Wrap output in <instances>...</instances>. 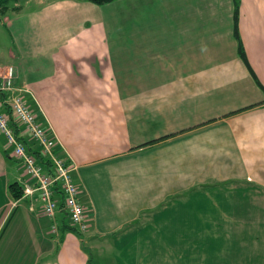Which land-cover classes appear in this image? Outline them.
I'll return each instance as SVG.
<instances>
[{
  "label": "crops",
  "instance_id": "0c3cea01",
  "mask_svg": "<svg viewBox=\"0 0 264 264\" xmlns=\"http://www.w3.org/2000/svg\"><path fill=\"white\" fill-rule=\"evenodd\" d=\"M17 4L0 61L88 226L44 216L37 193L11 210L8 184L32 180L0 135V264H264V0H238L236 22L235 0Z\"/></svg>",
  "mask_w": 264,
  "mask_h": 264
},
{
  "label": "built area",
  "instance_id": "2783aa9c",
  "mask_svg": "<svg viewBox=\"0 0 264 264\" xmlns=\"http://www.w3.org/2000/svg\"><path fill=\"white\" fill-rule=\"evenodd\" d=\"M14 76L12 65H0V134L3 135L5 144L11 148L13 155L21 160L28 180H32V183L24 184L23 193L31 195L37 191L41 214L54 218L59 207L56 193L60 191L62 195L60 209L67 214L71 225L84 232L88 226L87 216L79 200L78 186L70 175V168L64 159L53 154L54 139L48 136L47 129L27 105L22 89L13 85ZM13 123L21 126L23 132H28L31 138L37 141L41 153L50 157L51 172L37 164L32 153L26 150ZM56 228L55 222L52 231Z\"/></svg>",
  "mask_w": 264,
  "mask_h": 264
},
{
  "label": "trees",
  "instance_id": "16d2710c",
  "mask_svg": "<svg viewBox=\"0 0 264 264\" xmlns=\"http://www.w3.org/2000/svg\"><path fill=\"white\" fill-rule=\"evenodd\" d=\"M19 1L20 0H0V19L2 17H4L9 12H17L20 9L19 5L17 4V2H19ZM87 1H90L94 4H104V3L110 2L112 0H87ZM237 14H238V0H235V11H234L235 22L237 21ZM234 31H235L236 38H239L238 33H237V24L236 23H235ZM238 52L241 56H244V50H243L240 39L238 40ZM13 69H14V73H15V67L14 66H13ZM13 126L16 130L17 135H19V133L21 132V129L17 125H15L14 123H13ZM19 138L24 143L26 150L28 152L32 153L37 164L42 166V168H44L45 170L51 172V170H52L51 159L48 156L41 153L39 146L36 145L37 143L35 142L36 143L35 144L33 142L34 143L33 145H29L28 139H31V138L27 133L20 134ZM8 189H9L8 191H9V195L11 198L18 199L21 197V195H22V184H20L18 181H13V182L9 183ZM57 193H59V191H57ZM8 217H7V219H8ZM67 228L77 231L72 226H69Z\"/></svg>",
  "mask_w": 264,
  "mask_h": 264
},
{
  "label": "rangeland",
  "instance_id": "374dc122",
  "mask_svg": "<svg viewBox=\"0 0 264 264\" xmlns=\"http://www.w3.org/2000/svg\"><path fill=\"white\" fill-rule=\"evenodd\" d=\"M3 28V27H2ZM2 28H0V56H2V57H4V58H6L7 57V54H5V52H7L8 51V48L10 47V46H12L13 44V42L12 41H10V37H9V35H8V31L7 30H5V29H2ZM3 35V36H2ZM11 51V50H10ZM14 51V50H13ZM15 52V51H14ZM15 56H16V54H15ZM1 63V65H6L7 63H4V61H0ZM13 62V61H12ZM12 62H10V63H12ZM13 64V63H12ZM22 204H24V202H22ZM17 213V212H16ZM15 219L17 220L18 218H17V216H14V218L12 219V221H11V223H10V225L8 226V229L6 230L7 232H9V234L7 233V237L6 236H4V240H5V242L2 244V248L4 249V248H6V249H11V250H13V251H18V252H13V255L12 256H10V259H12V260H16V259H18L19 258V256L18 255H20L21 254V252L20 251H22L23 250V248L25 247V244L28 242L27 240H23L22 238H21V233H22V231L21 232H19V231H16L15 229H14V227L16 226V224H17V222H15ZM16 234V238H13V239H11V235H15ZM8 238V239H7ZM87 244H89V242H87ZM86 249L87 250H89V248L88 247H86ZM89 253H90V255H91V257H92V261H91V264H95V261H96V259H97V256H96V253H94L93 251H91V250H89ZM106 256H107V251H104L103 252ZM45 256V255H44ZM44 256H43V258H44ZM23 257H25V255H23Z\"/></svg>",
  "mask_w": 264,
  "mask_h": 264
}]
</instances>
